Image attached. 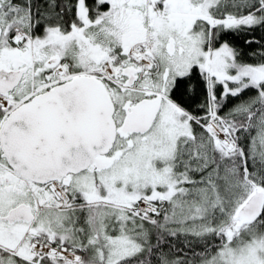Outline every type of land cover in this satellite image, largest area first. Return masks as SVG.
<instances>
[{
	"label": "snow or ice",
	"instance_id": "1",
	"mask_svg": "<svg viewBox=\"0 0 264 264\" xmlns=\"http://www.w3.org/2000/svg\"><path fill=\"white\" fill-rule=\"evenodd\" d=\"M0 264H264V0H0Z\"/></svg>",
	"mask_w": 264,
	"mask_h": 264
}]
</instances>
